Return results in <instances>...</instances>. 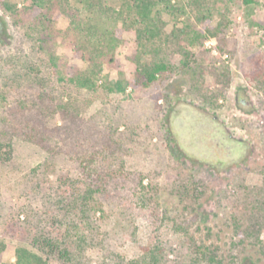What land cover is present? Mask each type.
Wrapping results in <instances>:
<instances>
[{
	"label": "rangeland",
	"instance_id": "374dc122",
	"mask_svg": "<svg viewBox=\"0 0 264 264\" xmlns=\"http://www.w3.org/2000/svg\"><path fill=\"white\" fill-rule=\"evenodd\" d=\"M15 1L20 7L22 0ZM252 7L251 16L264 20V0ZM218 8L229 24L193 47L195 61L186 68L174 57L173 69L148 88L109 92L59 80L60 66L83 64L59 33L67 16L40 31L31 14L14 17L0 7V121L7 133L0 138V239L7 256L55 231L81 246L79 263L68 264H147L144 247L155 222L166 264L212 263L204 252L221 264H264V34L251 29L244 0H224ZM126 53L120 62L128 73ZM104 73L117 77L112 64ZM212 92L220 95L206 101L203 95ZM61 99L76 119L65 120L67 131L56 136ZM41 126L49 149L31 134ZM107 144L130 177L110 203L104 199L81 219L63 206L58 179L80 180L77 156ZM131 196L148 201L124 214ZM258 220L263 225L253 226ZM71 223L81 228L63 238ZM56 263L63 261L52 257Z\"/></svg>",
	"mask_w": 264,
	"mask_h": 264
},
{
	"label": "trees",
	"instance_id": "16d2710c",
	"mask_svg": "<svg viewBox=\"0 0 264 264\" xmlns=\"http://www.w3.org/2000/svg\"><path fill=\"white\" fill-rule=\"evenodd\" d=\"M223 2L224 0H22L18 7L15 0H0V7L14 17L18 14H31L40 26V31L49 29L61 17L67 16L68 23L59 33L70 39L72 55L83 64L60 66L59 80L79 90L97 91L103 88L109 92H124L127 86L134 90L151 86L173 69L174 57L178 58L184 68L189 65V60L195 61L193 47H202L208 38L216 37L229 24L227 15L218 8V4ZM254 2L255 0H244L248 9V23L251 29L258 27L264 34V20L251 16ZM125 32L131 35L130 38L124 37ZM127 50L129 53L125 54V58L130 65L128 73L120 62V56ZM106 64L116 67V78H110L104 73ZM215 68L210 64V70L215 73L216 79L224 77L228 84L225 72H217ZM219 95L218 92H212L203 97L210 101ZM54 111L62 117V124H56V136H59L61 131H67L68 126L64 121L68 119L75 122L76 113L62 99L56 102ZM34 130L31 134L36 141L49 149L47 127H35ZM6 134L5 125L0 121V138ZM77 157L82 175L80 180L59 178L58 181L63 206L76 210L81 214V219H85L86 210H96L101 207L104 199L110 203L112 196L119 194L118 184L128 179L130 173L126 171L116 148L110 144ZM143 179V175L139 176L137 184L144 189ZM147 201L134 199V196L126 198L123 203L124 214L138 211L139 204L145 207ZM146 211L147 215L156 218L154 210ZM252 225L262 226L263 223L258 220ZM65 227L66 232L60 234H64L63 238L65 235L70 237L71 231L81 228L73 223ZM152 227V237L144 247L148 257L144 259L147 264H166L168 254L158 236V226L154 222ZM78 238L80 243L81 235ZM7 247L5 240L0 239V264H50L52 257L68 264L79 263V258L82 257L80 244L59 239L55 231L42 232L34 237L29 246L15 247L13 259L6 255ZM204 253L202 257H207L212 262L210 264L213 261L221 264L213 255ZM129 264H139V261L134 260Z\"/></svg>",
	"mask_w": 264,
	"mask_h": 264
},
{
	"label": "built area",
	"instance_id": "2783aa9c",
	"mask_svg": "<svg viewBox=\"0 0 264 264\" xmlns=\"http://www.w3.org/2000/svg\"><path fill=\"white\" fill-rule=\"evenodd\" d=\"M208 43V42H207Z\"/></svg>",
	"mask_w": 264,
	"mask_h": 264
}]
</instances>
